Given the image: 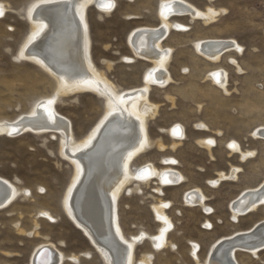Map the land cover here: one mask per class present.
Instances as JSON below:
<instances>
[{
	"label": "rangeland",
	"instance_id": "1",
	"mask_svg": "<svg viewBox=\"0 0 264 264\" xmlns=\"http://www.w3.org/2000/svg\"><path fill=\"white\" fill-rule=\"evenodd\" d=\"M34 1L0 0L8 10L0 17V121H12L28 113L36 101L51 96L55 90L51 76L31 63L15 60L31 30L25 12ZM113 1L115 10L108 15L95 5L87 10L90 55L97 71L110 82L121 89L136 88L141 86L142 72L150 64L141 60L122 62V57L132 55L126 37L135 28L159 25L158 0ZM183 1L200 10L211 7L225 13L208 26L201 21L189 24L186 17L171 18L189 25L190 30L170 31L162 42L164 47L174 50L169 72L175 84L165 89L152 88L149 99L158 106L155 117L147 123L152 148L134 160L131 167L134 170L150 163L161 169L164 167L161 159L172 157L179 163L175 170L186 182L156 193L157 181L150 180L147 186L139 187L138 193H125L118 199L117 221L127 238L142 231L155 234L159 224L151 206L159 199L172 203L166 211L174 225L167 237L172 248L155 252L149 242H142L135 248L137 262L148 254L152 255V264H196L191 257L190 242L198 245L199 260L203 262L217 239L248 231L264 219V207L260 206L233 223L229 208L242 192L257 187L264 179V140L251 137L255 129L264 128V0ZM205 39L234 40L243 47V52L225 54L219 64H209L193 48V42ZM230 58L237 61L241 74L229 65ZM214 69L227 72L229 95L205 81V76ZM56 108L71 121L77 140L104 113L103 100L90 93L59 98ZM197 124H204L208 130L196 131ZM175 125L185 129L186 140L172 150V138L162 131ZM203 138L216 141L213 159L196 144ZM158 140L165 146L164 150L157 148ZM231 142L237 143L242 152H254V156L241 162L238 154L231 153ZM233 167L239 169L235 181H222L217 188L208 185L218 173H228ZM71 175V167L60 157L59 140L54 134L0 137V178L21 192L7 209L0 211V264H28L35 248L43 243L53 244L68 258L91 254L88 258L80 257L78 262L68 260L64 264H104L62 210ZM195 188L207 197L205 205L211 214L206 215L199 207L183 205L182 195ZM39 212L49 213L52 221L47 217L38 218ZM206 221L211 227H206ZM15 224L31 233V237L19 235ZM236 260L239 264H264V249L258 258L236 252Z\"/></svg>",
	"mask_w": 264,
	"mask_h": 264
},
{
	"label": "bare ground",
	"instance_id": "2",
	"mask_svg": "<svg viewBox=\"0 0 264 264\" xmlns=\"http://www.w3.org/2000/svg\"><path fill=\"white\" fill-rule=\"evenodd\" d=\"M106 2L107 0H35L29 5L25 16L31 30L15 60L39 67L54 79L55 90L51 96L36 101L28 113L12 121H0V137L14 138L28 133L37 136L51 133L57 136L60 157L72 170L62 201L66 217L87 238L104 264H152V255L148 254H144L137 262L135 248L146 241L155 252L172 248L167 237L174 225L166 213L172 203L159 199L151 206L154 219L159 224L155 234L142 231L128 238L118 224L116 205L123 194L137 192L141 185L147 186L150 180L157 181L156 193H161L163 188L186 182V178L175 170L179 163L172 157L161 159L160 163L164 166L161 169L150 163L134 170L131 167L134 160L152 148L147 123L155 117L158 109L149 99L152 88L165 89L175 84L169 72L174 50L164 47L162 42L170 31L185 33L190 30L189 25L171 21V18L186 17L189 24L201 21L204 26H208L219 15L224 14L225 10L211 7L200 10L183 0H158L159 25L131 30L126 43L132 55L122 57V62L128 64L141 60L150 66L142 72L141 86L121 89L97 71L90 55L91 40L86 13L90 6L95 5L101 13L108 15L115 10V6L111 10H105L103 4ZM113 3L115 5L114 1ZM7 12L5 4L1 3L0 17ZM193 47L200 58L212 65L219 64L224 54L241 55L243 52V47L236 41L225 39L199 40ZM229 65L236 69L237 74H241L242 70L235 59L230 58ZM108 66L110 67V63ZM205 77V81L211 82L224 95H229L224 71L211 70ZM80 93H90L102 99L104 113L88 133L77 140L71 121L57 111L56 103L59 98ZM167 99L173 102L172 98ZM177 128L179 133L174 134V129ZM195 130L204 132L208 128L204 124H197ZM162 133H167L172 138V150L186 140L185 129L181 125L170 127ZM251 137L264 140V128L255 129ZM196 144L213 159L215 139H199ZM230 145H235L231 153L238 154L241 162L254 156V152H242L235 142ZM156 146L159 150L165 149L160 140ZM238 173L239 169L233 167L228 173H218L216 179L207 183L216 188L222 181H235ZM20 193L11 182L0 178V211L7 209ZM90 196L95 199L91 200ZM181 200L185 207H199L206 215L211 214L210 208L205 205L207 197L199 188L185 192ZM88 206L89 209L97 207L99 213L88 212ZM260 206L264 207V179L257 187L245 190L230 203L231 220L236 223L239 217L255 212ZM41 217H47L51 221L53 219L47 212H39L38 218ZM205 225L210 223L206 221ZM14 227L19 235L27 234L31 237V233H26L17 224ZM34 227L37 230L36 223ZM249 237L251 238L248 239ZM189 244L191 257L196 264H239L236 252L258 258V253L264 249V219L248 231L217 239L209 247L203 262L199 260L198 245L193 242ZM90 255L84 253L68 258L53 244L43 243L35 248L28 264H64L68 260L78 262L80 257L88 258ZM6 256L18 257L12 254Z\"/></svg>",
	"mask_w": 264,
	"mask_h": 264
},
{
	"label": "snow or ice",
	"instance_id": "3",
	"mask_svg": "<svg viewBox=\"0 0 264 264\" xmlns=\"http://www.w3.org/2000/svg\"><path fill=\"white\" fill-rule=\"evenodd\" d=\"M114 3L113 0H107V2L105 4H103V7L105 10H111L114 7ZM2 14V13H0ZM49 103H53V101H49ZM179 133V129H174V134H178ZM230 147H235V145H230ZM174 162V161H173ZM41 191H43V189H41ZM206 227H211V225H206ZM157 247H159V245H157Z\"/></svg>",
	"mask_w": 264,
	"mask_h": 264
},
{
	"label": "water",
	"instance_id": "4",
	"mask_svg": "<svg viewBox=\"0 0 264 264\" xmlns=\"http://www.w3.org/2000/svg\"><path fill=\"white\" fill-rule=\"evenodd\" d=\"M91 197V196H90ZM92 199L91 200H94L95 198H94V196L93 197H91ZM94 207V206H93ZM95 208V209H94ZM93 209H89V206H88V212H91V213H93L94 211H96V213L98 212L99 213V210H98V208L97 207H94ZM97 208V209H96ZM251 237H249L248 239H250ZM228 244V243H227ZM226 244V245H227Z\"/></svg>",
	"mask_w": 264,
	"mask_h": 264
},
{
	"label": "crops",
	"instance_id": "5",
	"mask_svg": "<svg viewBox=\"0 0 264 264\" xmlns=\"http://www.w3.org/2000/svg\"><path fill=\"white\" fill-rule=\"evenodd\" d=\"M176 32V31H175ZM179 33H183V32H179ZM169 34V33H168ZM169 35H167L166 37H165V39L168 37ZM163 41H165V40H163ZM199 41V40H198ZM196 42V41H195ZM195 42H193V44L195 43ZM194 48V47H193ZM174 52V51H173ZM225 55V54H224ZM223 55V56H224ZM202 59V58H201ZM202 60H204V59H202ZM205 61V60H204ZM206 62V61H205ZM208 63V62H207ZM210 64V63H209ZM215 70V69H214ZM225 73H226V76H227V72L226 71H224ZM174 80V79H173ZM228 80V79H227ZM228 82V81H227ZM217 88V87H216ZM217 188V187H216Z\"/></svg>",
	"mask_w": 264,
	"mask_h": 264
}]
</instances>
